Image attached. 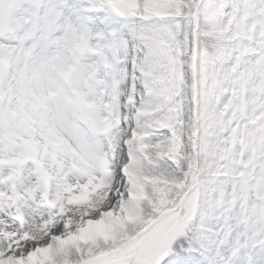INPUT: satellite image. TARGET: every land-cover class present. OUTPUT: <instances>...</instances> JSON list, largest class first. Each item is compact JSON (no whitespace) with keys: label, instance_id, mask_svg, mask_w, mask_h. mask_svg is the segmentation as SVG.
Masks as SVG:
<instances>
[{"label":"snow or ice","instance_id":"obj_1","mask_svg":"<svg viewBox=\"0 0 264 264\" xmlns=\"http://www.w3.org/2000/svg\"><path fill=\"white\" fill-rule=\"evenodd\" d=\"M0 264H264V0H0Z\"/></svg>","mask_w":264,"mask_h":264}]
</instances>
